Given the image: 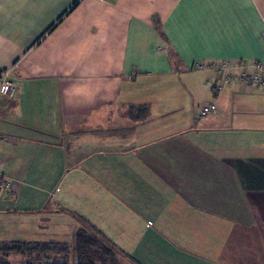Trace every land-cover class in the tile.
I'll return each mask as SVG.
<instances>
[{
    "label": "crops",
    "instance_id": "crops-1",
    "mask_svg": "<svg viewBox=\"0 0 264 264\" xmlns=\"http://www.w3.org/2000/svg\"><path fill=\"white\" fill-rule=\"evenodd\" d=\"M247 58L264 0H0V216L88 194L118 264H264V91L194 68Z\"/></svg>",
    "mask_w": 264,
    "mask_h": 264
},
{
    "label": "rangeland",
    "instance_id": "rangeland-1",
    "mask_svg": "<svg viewBox=\"0 0 264 264\" xmlns=\"http://www.w3.org/2000/svg\"><path fill=\"white\" fill-rule=\"evenodd\" d=\"M63 190V189H62ZM88 194H57L53 196L52 201L57 199V202L62 207L68 209V213L54 216L50 212L42 215L30 216L20 219V222H15L16 218L1 217L0 216V242H8L10 240H41V241H65L68 243L70 250L73 247V235L81 227L85 226L77 215L70 213L76 212L82 215L86 213L90 218L87 220L94 224L98 222L96 219H101V215L92 212L91 202L84 197ZM54 204V203H53ZM83 214V215H84ZM82 215V216H83ZM32 222L33 225H27V221ZM100 223V222H99ZM35 225V226H34ZM90 230L89 227L85 226ZM103 232H108V224L106 220H102ZM91 231V230H90ZM107 236V234H106ZM51 256L50 258H52ZM69 264H74L72 261L73 253L68 254ZM23 258L18 255H12L5 263L0 264H23ZM35 262V261H34Z\"/></svg>",
    "mask_w": 264,
    "mask_h": 264
},
{
    "label": "trees",
    "instance_id": "trees-1",
    "mask_svg": "<svg viewBox=\"0 0 264 264\" xmlns=\"http://www.w3.org/2000/svg\"><path fill=\"white\" fill-rule=\"evenodd\" d=\"M71 250L74 264H118L112 246L85 226L74 233ZM71 250L65 241L10 240L0 242V262L18 255L23 258V264H69Z\"/></svg>",
    "mask_w": 264,
    "mask_h": 264
},
{
    "label": "built area",
    "instance_id": "built-area-1",
    "mask_svg": "<svg viewBox=\"0 0 264 264\" xmlns=\"http://www.w3.org/2000/svg\"><path fill=\"white\" fill-rule=\"evenodd\" d=\"M196 70H205L212 75L220 74V79L213 86L215 92L227 86L237 84L246 91H264V61L247 58L244 60H209L195 62ZM16 93L15 83L9 79V71L0 72V97L13 98ZM217 112V106L213 102L202 104L197 110V116L206 117ZM1 139V137H0ZM3 174L0 167V188L4 189L5 194L9 190L3 184Z\"/></svg>",
    "mask_w": 264,
    "mask_h": 264
},
{
    "label": "snow or ice",
    "instance_id": "snow-or-ice-1",
    "mask_svg": "<svg viewBox=\"0 0 264 264\" xmlns=\"http://www.w3.org/2000/svg\"><path fill=\"white\" fill-rule=\"evenodd\" d=\"M207 2H212V0H207Z\"/></svg>",
    "mask_w": 264,
    "mask_h": 264
}]
</instances>
